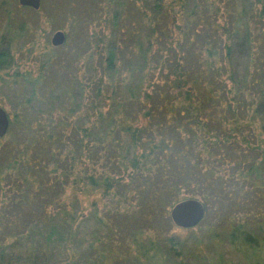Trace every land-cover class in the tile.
I'll list each match as a JSON object with an SVG mask.
<instances>
[{
	"label": "trees",
	"instance_id": "16d2710c",
	"mask_svg": "<svg viewBox=\"0 0 264 264\" xmlns=\"http://www.w3.org/2000/svg\"><path fill=\"white\" fill-rule=\"evenodd\" d=\"M116 1L77 101L32 106L49 64L21 73L32 92L0 149V259L3 238L56 236L58 249L89 250L87 264H187L159 223L195 198L204 214L234 207L227 242L243 264H264V0ZM84 219L93 229L77 238Z\"/></svg>",
	"mask_w": 264,
	"mask_h": 264
},
{
	"label": "rangeland",
	"instance_id": "374dc122",
	"mask_svg": "<svg viewBox=\"0 0 264 264\" xmlns=\"http://www.w3.org/2000/svg\"><path fill=\"white\" fill-rule=\"evenodd\" d=\"M9 2H11L8 6L9 15H6V12L2 10L3 7L0 6V50H4L5 54H8L4 60L7 65L0 62V106L9 112L11 118L12 114L21 106L20 104L25 102L24 99L29 98L30 92H32V84L26 80L23 81L21 73L25 72L29 76L35 77L39 68L47 62L49 65L46 66L48 70L44 71L43 86L36 87L37 97L32 98L31 104L36 106L38 100L35 98H39L42 100L41 108L43 109L49 110L51 104L55 109L67 108L69 104L79 98L78 86L75 82L84 80V78V81L87 82L85 54L89 51L88 45L93 46L94 37L96 34L98 35L99 22L113 9H117V1L41 0L42 4L39 9H32L29 6L18 8L16 6L19 3L18 0H9ZM127 14L126 18L130 19L128 12ZM176 21L178 22V20ZM6 22L12 26L16 24L19 31L11 32L12 28L10 31L7 30ZM58 30L64 32L65 37L62 42L53 45L51 40ZM104 32L106 33L105 29ZM91 34L93 35L91 36ZM112 39L113 34L104 37V44L100 49L102 55H105L109 40ZM143 40L145 41L144 36ZM96 64H98L97 61ZM96 68L98 71L100 67ZM70 94L73 100L70 99ZM10 137L9 133L3 137L0 136V149L10 140ZM19 169L22 168L14 169L13 174L21 171ZM13 176L9 172L6 178L11 179ZM6 182V179L2 182L0 180V192L6 190L8 186ZM65 194H67V190H65ZM92 198L84 194L79 197L83 209L89 208ZM232 210L235 208L230 206L226 211L209 210L204 214V223L200 222L190 228H180L173 224L167 226V223L162 221L159 223V227L177 243L180 257L187 264H213L219 258L223 261L243 264L242 248L231 246L225 238L231 222L226 220L227 212ZM85 219L78 227L77 238L89 233V228L93 229L92 223ZM18 226L21 227V225ZM0 237H2L1 234ZM16 239L15 236L10 239L3 238L7 254L3 259H0L1 264H57L69 258L75 260V264H87L89 258L92 257L89 250L84 251L83 256L86 257L84 261H81L83 256H80L76 242L75 245L69 243L68 249H58L56 236L51 238L46 236L44 239L34 237L36 240L29 239V237L20 241ZM33 240L35 244L31 243ZM36 244L39 246L35 247ZM31 251L35 256H31ZM36 256L40 258L37 259ZM32 258H36V261H32Z\"/></svg>",
	"mask_w": 264,
	"mask_h": 264
},
{
	"label": "water",
	"instance_id": "95a60500",
	"mask_svg": "<svg viewBox=\"0 0 264 264\" xmlns=\"http://www.w3.org/2000/svg\"><path fill=\"white\" fill-rule=\"evenodd\" d=\"M22 5L38 7L39 0H19ZM61 31H56L52 43L57 44L63 41ZM10 115L2 106H0V136L6 135L10 125ZM204 209L201 202L195 198H186L176 201L168 210V216L173 225L180 228H190L196 226L202 219Z\"/></svg>",
	"mask_w": 264,
	"mask_h": 264
},
{
	"label": "flooded vegetation",
	"instance_id": "af4514ba",
	"mask_svg": "<svg viewBox=\"0 0 264 264\" xmlns=\"http://www.w3.org/2000/svg\"><path fill=\"white\" fill-rule=\"evenodd\" d=\"M18 2H19V0H18ZM39 2H41V0H39ZM21 2H19L18 3V5H16V6H18V8H20V7H22V6H29V5H21L20 4ZM9 4H11V2H9V0L7 1V0H0V6L1 7H3V9L2 10H4L5 12H6V15L8 14L9 15V12H10V9L8 8V6H9ZM42 3H40L39 4V6L38 7H30L29 6V8H34V9H39L40 8V5H41ZM5 6H7V7H5ZM6 27H7V30H9L10 31V29H11V32H14L13 30H16V31H19V30H17V27H16V24H14L13 26H12V24H9L8 22H6ZM14 28H16V29H14ZM24 28V27H23ZM19 29H21V28H19ZM59 31H61V30H59ZM62 34H63V37H65V35H64V32H61ZM7 38V37H6ZM8 39V38H7ZM63 40H64V38H63ZM51 43H52V40H51ZM53 44V43H52ZM4 50H0V52H3Z\"/></svg>",
	"mask_w": 264,
	"mask_h": 264
}]
</instances>
